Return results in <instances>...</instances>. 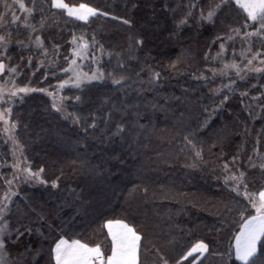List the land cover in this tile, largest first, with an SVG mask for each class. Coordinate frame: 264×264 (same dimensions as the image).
<instances>
[{
    "label": "trees",
    "instance_id": "16d2710c",
    "mask_svg": "<svg viewBox=\"0 0 264 264\" xmlns=\"http://www.w3.org/2000/svg\"><path fill=\"white\" fill-rule=\"evenodd\" d=\"M23 1L33 28L19 17L13 31L35 29L34 39L41 38L36 80L54 88L71 60L73 37L87 44V60L98 62L103 80L71 93L69 119L40 93L14 107L33 126L31 168L43 167L47 181L22 188L25 199L15 202L6 248L14 264H54L60 235L108 253L104 222L117 218L142 234L138 264H161V257L175 264L198 240L207 250L181 264H247L233 250L247 200L224 178L244 171L250 191L264 186V72L238 78L224 70L244 63L238 44L220 47L246 20L232 0H223L212 19L201 13L207 17L221 0H65L97 8L87 21L51 0ZM42 49L55 60L50 68L38 65ZM185 136L202 147V159ZM234 155L240 159L225 169ZM2 165L0 158V192ZM250 261L264 264V238Z\"/></svg>",
    "mask_w": 264,
    "mask_h": 264
},
{
    "label": "snow or ice",
    "instance_id": "6c2138e0",
    "mask_svg": "<svg viewBox=\"0 0 264 264\" xmlns=\"http://www.w3.org/2000/svg\"><path fill=\"white\" fill-rule=\"evenodd\" d=\"M235 4L239 6L246 14L247 18L244 22V27L249 26L248 20L256 22L252 25L253 32L245 33V37L251 36L253 34L264 35V0H235ZM51 6L56 9H62L66 12L69 17H74L78 20L87 21L90 16H95L99 13V10L95 7L90 6L87 3H80L78 5H69L65 0H51ZM224 6L223 0L221 3L215 5L214 9L209 10L207 17H204L203 12L201 17L204 19H212L216 13V10H219ZM11 7L10 5H6ZM20 8L25 11H32V9H26L23 3H20ZM103 15H108V13H103ZM13 21L17 18L15 15L12 16ZM3 20V14H0V21ZM124 23H131L130 21L125 20ZM258 24V27L256 26ZM233 31H239V29H232ZM80 39H83L82 37ZM73 40H76V37H73ZM94 40V38H93ZM37 44L42 46V41L39 36L36 37ZM0 42L7 44L5 36L0 35ZM142 42V41H141ZM264 45V41L261 42ZM55 47H59L56 45ZM87 45H81L78 49H73L74 56H81L83 50ZM102 47V46H101ZM221 49L224 48V44L221 43ZM251 50V46L248 49ZM47 51V50H45ZM243 56L244 53H241ZM260 59L262 65H264V53L257 52L253 53L252 56L248 59V63L244 66L246 69L252 65L254 59ZM23 60V57L21 58ZM31 62L32 58H28ZM225 68H234L239 71L241 69L239 66L233 62L231 64H225ZM71 70L61 69V71ZM256 71H264V68H257ZM6 71V66L3 59H0V73ZM9 73H16L17 69L15 66L7 69ZM86 74L74 72V79L69 81H60L59 86L62 88L66 83H72L79 85L81 80L85 78ZM10 79L4 80L0 83V100L4 99V93L8 92L6 103H11L12 97L16 96L20 92H29L33 89L28 88L27 86L17 88L15 85V80ZM40 91H45L41 89ZM50 96H53L52 108L60 111L61 109L57 106V100L54 93H48ZM244 95V94H242ZM62 99V98H61ZM228 97L225 96L224 100H227ZM223 103V101H222ZM11 109H0V119H4L6 113H10ZM78 119V117H77ZM8 122L6 121V124ZM95 121H93V126ZM17 125L15 122L11 123L10 127H6L5 131H11ZM123 126H118V131ZM187 144L194 150V155L196 158L202 159V147L197 148V145L193 140L189 139L188 136H185ZM15 144H19V141L14 140ZM22 147V145L20 146ZM15 155V152L13 153ZM240 159L238 155L231 157L230 161L224 163V168L228 169L229 163L235 165V163ZM249 166L252 165V157L248 158ZM195 166V165H194ZM14 168L18 170V175L23 174L24 178L27 180H35L39 183H47L43 180V167L37 171H33L31 167L20 168L19 160L13 165ZM259 168L264 170V163L259 164ZM246 173L244 171H239L238 173L233 171L230 176H226L225 183L229 184L232 187V190L236 192L238 196H242L247 200L248 207L245 209L239 210V216L241 223L239 224V231L235 233L234 237V247H235V256L247 264H252L250 261L251 257H254L258 252V242L264 238V186H262L258 192L250 191L248 189L247 183H245ZM9 184L12 181L8 182ZM52 186L56 187V181H52ZM13 193L6 192L3 197H0V264H8V261L11 259V254L6 253L7 248V239L5 233L8 230V224L5 221V216L7 215L8 209L11 205V196ZM249 209L254 210L252 214L246 213ZM105 227L107 228V235L110 237V252L107 254L102 251L100 244H89L77 238H66L64 235H60L59 239L55 241L54 247L51 249L52 259L54 264H138V251L140 248V241L142 239V234L138 231L131 223L126 222L125 219H107L105 222ZM31 231V229H29ZM207 244L203 240H198L194 243L183 255L180 256L179 260L175 264H181V261H184L186 258L190 257L193 253L203 254L207 250ZM161 264H169V260L161 257ZM195 264V261H193Z\"/></svg>",
    "mask_w": 264,
    "mask_h": 264
},
{
    "label": "rangeland",
    "instance_id": "374dc122",
    "mask_svg": "<svg viewBox=\"0 0 264 264\" xmlns=\"http://www.w3.org/2000/svg\"><path fill=\"white\" fill-rule=\"evenodd\" d=\"M235 7H237L240 11V13L247 18V14L235 4V0H232ZM20 3H23L25 8L28 9L25 2L23 0H0V14H3V20L0 21V35L5 36L6 40L8 41L7 44H4L0 42V59H3L4 64L6 66V71L4 73H0V83H2L4 80L10 79L15 80V85L17 88L25 87L27 86L30 89H33V91L29 92H20L16 96L12 97L11 103H6L8 97V92L4 93V99L0 100V109H11L10 113H6L4 119H0V158L3 163V168L6 170L4 172L3 178L5 180V187L0 192V197H3L6 192L13 193L14 195L11 196V205L10 209L6 210L7 215L5 216V221L8 224V230L5 233L6 239L9 238L11 235L10 231V224H11V218L13 217V214L16 212L15 210V202L19 199H25L23 197L22 188H28V187H37L41 184L46 183H39L35 180H27L24 178L23 174L18 175V170L13 167V165L19 160L20 168H28L31 167L30 158H31V146L28 142V133L27 130H31L33 126H28V123L23 122V116L22 111L20 110L17 112V110L14 109L16 105L21 104V102L24 101L26 97L31 95L32 93H40L45 96L49 100H51L52 104L54 102L53 96H50L48 93H54L57 100V106L59 109H61L59 112L63 115L64 118H70L69 110L68 108L71 105L74 100H76V93L73 91L81 90L83 86L88 85L93 82H98L103 80L102 73L100 71V68L98 66V62L96 63H89L86 56V48L83 50V54L81 56H74L73 49H78L81 47V45H87L84 40L83 41H74L71 40L72 46L70 49L71 54V60L69 62L68 67L65 69H69L71 66V70L68 71H60V74H58V78H60L59 81H57L54 85V88L51 89L50 86L45 85L48 81H45V79L42 82H39L36 80V70L33 67V64L37 62L35 58H37V48L40 47V45L37 44V41L34 39L33 32H35V29L33 32L30 33L28 31L25 35H23V31H20L19 33H16L18 31H13V28L17 21L20 19V23L26 28H33V25L30 20V16H28V13L31 12L25 11L24 9L20 8ZM6 5H10L11 7H7ZM72 5H78V4H72ZM66 13V12H65ZM15 15L17 18L15 21H13L12 16ZM74 18V17H72ZM76 19V18H74ZM254 24L256 22H253L251 20H248V25ZM244 24H241L237 27H232V29H239V31H233L232 29L228 33L226 39L224 40V43L232 42L233 44H238L241 53H244L242 56L243 67L241 65L239 68L241 71L239 73L234 68H224L225 72H232L235 76L238 78H243L248 72L255 71V73H263L264 71H256L257 68H264V65L261 64L260 59H254L252 61V65L249 68H245L244 66L248 63V59L252 56L253 53L257 52L258 50L260 53H264V45H262V41H264V35H257L253 34L251 36L245 37V33H252V28H247L243 26ZM258 27V24L256 25ZM245 30L243 31V29ZM32 30V29H31ZM251 46V50L249 51V47ZM253 47V48H252ZM225 48V45H224ZM223 48V51H224ZM16 50L17 52L13 51ZM36 51V52H35ZM34 52V53H31ZM56 55H54L55 57ZM23 57V60L21 59ZM31 57L32 60L29 62L28 58ZM38 60V65H46L48 68H50L51 65L54 64L55 60L54 58L47 56L46 51L42 49V56ZM52 58V60H51ZM237 63L236 61H232L231 63ZM227 63V64H231ZM30 65V66H29ZM93 65V66H92ZM225 65V64H224ZM15 66L17 71L16 73H9L7 69ZM234 71V72H233ZM74 72L86 74L85 78H83L79 85L72 84V83H66L62 88L59 86L60 81H69L73 80ZM228 73V74H229ZM44 78V77H43ZM229 84V83H227ZM41 89H44L45 91H40ZM75 95L76 97L71 98ZM74 93V94H73ZM62 98V99H61ZM52 107V105H51ZM54 110V109H53ZM56 110V109H55ZM6 121L8 122L6 124ZM15 122L16 127L11 129V131H5L6 127H10L11 123ZM24 123V125H21ZM14 140L19 141V144H15ZM22 145V147H20ZM15 152V155L13 153ZM33 171H37L32 168ZM231 173H228V176H230ZM44 180V179H43ZM12 181L11 184L8 182ZM26 192V191H25ZM255 192H258L255 190ZM251 211V209H249ZM254 212V210H252ZM15 232H17V229H14ZM18 234V233H17ZM8 240V239H7ZM101 248H105L101 246ZM7 253V251H6ZM14 259L11 258L8 261V264H14Z\"/></svg>",
    "mask_w": 264,
    "mask_h": 264
},
{
    "label": "crops",
    "instance_id": "0c3cea01",
    "mask_svg": "<svg viewBox=\"0 0 264 264\" xmlns=\"http://www.w3.org/2000/svg\"><path fill=\"white\" fill-rule=\"evenodd\" d=\"M105 229H106V232H107V228L105 227ZM238 231H239V229H238ZM108 238L110 239V237L108 236ZM233 250H234V257H235V259L236 260H238L239 262H244V261H241V260H239L236 256H235V247H234V242H233ZM102 251H104V249L102 248ZM105 252V251H104ZM110 252V251H109ZM106 253V252H105ZM107 254V253H106ZM199 255V256H201L202 254H199V253H193L192 255Z\"/></svg>",
    "mask_w": 264,
    "mask_h": 264
}]
</instances>
